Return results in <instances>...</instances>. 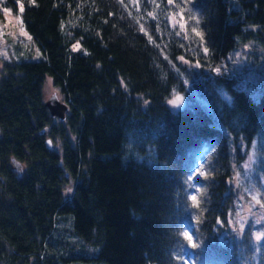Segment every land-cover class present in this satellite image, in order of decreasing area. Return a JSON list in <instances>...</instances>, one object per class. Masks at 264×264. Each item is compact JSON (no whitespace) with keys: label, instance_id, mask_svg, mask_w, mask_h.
<instances>
[{"label":"trees","instance_id":"16d2710c","mask_svg":"<svg viewBox=\"0 0 264 264\" xmlns=\"http://www.w3.org/2000/svg\"><path fill=\"white\" fill-rule=\"evenodd\" d=\"M1 7L43 60L6 64L0 82V264H264V223L238 219L250 151L264 168V93L218 73L232 52L264 50V0ZM48 79L64 121L45 107Z\"/></svg>","mask_w":264,"mask_h":264},{"label":"rangeland","instance_id":"374dc122","mask_svg":"<svg viewBox=\"0 0 264 264\" xmlns=\"http://www.w3.org/2000/svg\"><path fill=\"white\" fill-rule=\"evenodd\" d=\"M0 17V82L3 79V68L6 64L24 62H40L43 60L42 52L36 42L26 31L21 14L1 7ZM77 46L75 50H78ZM223 68L218 71L221 75L238 81V87L248 93L256 101H260L264 93V50L252 45L232 52L225 60ZM224 98L228 99L224 89H220ZM45 103L53 97L64 103L59 91L53 86L50 79L45 84ZM175 101V103H173ZM167 105L175 112L186 108V100L181 95H174L167 101ZM244 164V172L239 177L242 187L239 189L240 198L239 225L243 227L253 220L257 224L264 223V168H260V158L256 150L249 152ZM25 169L21 170L22 172ZM260 183V184H259ZM74 181L70 179L66 196L69 197L74 188ZM245 227V226H244ZM63 243L68 244L74 238L70 231L72 227L67 222H60L58 226ZM259 238H263L259 234ZM79 245V243L77 242ZM75 244V245H77ZM81 244V243H80ZM93 253V250H88ZM187 264H194L188 260Z\"/></svg>","mask_w":264,"mask_h":264},{"label":"water","instance_id":"95a60500","mask_svg":"<svg viewBox=\"0 0 264 264\" xmlns=\"http://www.w3.org/2000/svg\"><path fill=\"white\" fill-rule=\"evenodd\" d=\"M45 107L50 112L51 116L64 121L66 118V113L68 112V106L58 100L57 97H53L45 103ZM47 145L51 150L53 148L52 142L47 141ZM18 171H21V165L17 164Z\"/></svg>","mask_w":264,"mask_h":264},{"label":"snow or ice","instance_id":"6c2138e0","mask_svg":"<svg viewBox=\"0 0 264 264\" xmlns=\"http://www.w3.org/2000/svg\"><path fill=\"white\" fill-rule=\"evenodd\" d=\"M173 103H175V101H173ZM189 240L192 239V237L188 234V233H185L184 234ZM259 238V237H258ZM193 246L195 247V244H193Z\"/></svg>","mask_w":264,"mask_h":264}]
</instances>
